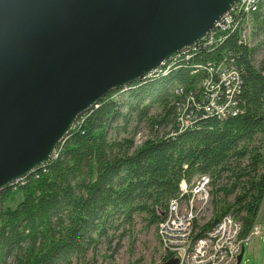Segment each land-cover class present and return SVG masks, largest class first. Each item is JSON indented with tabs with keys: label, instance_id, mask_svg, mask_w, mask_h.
<instances>
[{
	"label": "trees",
	"instance_id": "trees-1",
	"mask_svg": "<svg viewBox=\"0 0 264 264\" xmlns=\"http://www.w3.org/2000/svg\"><path fill=\"white\" fill-rule=\"evenodd\" d=\"M262 6L253 14L259 29ZM247 43L231 33L196 51L188 66L114 89L80 114L54 158L0 192V264H89L86 257L100 242L109 243L117 231L120 240L138 217L157 228L180 181L196 174L211 179L213 214L201 229L231 213L241 223L240 236L247 237L264 198V63L253 65L254 48ZM225 58L240 71V111L222 120L196 112L193 125L178 131L176 104L200 80L190 74L191 64ZM133 121L134 134L142 122L151 131L139 146L120 136ZM167 127L159 136V128ZM167 258L162 254L161 262Z\"/></svg>",
	"mask_w": 264,
	"mask_h": 264
},
{
	"label": "water",
	"instance_id": "water-1",
	"mask_svg": "<svg viewBox=\"0 0 264 264\" xmlns=\"http://www.w3.org/2000/svg\"><path fill=\"white\" fill-rule=\"evenodd\" d=\"M238 2L0 0V192L51 160L100 98L201 40Z\"/></svg>",
	"mask_w": 264,
	"mask_h": 264
},
{
	"label": "built area",
	"instance_id": "built-area-1",
	"mask_svg": "<svg viewBox=\"0 0 264 264\" xmlns=\"http://www.w3.org/2000/svg\"><path fill=\"white\" fill-rule=\"evenodd\" d=\"M261 3L264 5V0H240L223 14L206 36L169 56L139 84L168 76L180 69L182 63L188 66L196 51L221 44L231 33L238 32L240 40L247 42V25ZM191 67L190 74H198L200 80L194 87L196 91L187 93V100L176 104L175 123L178 131L193 125L196 112L222 120L240 111L235 98L240 92L242 79L234 59L193 63ZM129 88L131 86H125L122 90ZM179 91L175 89L176 94ZM191 93L193 96H190ZM134 144L140 145L141 141L134 140ZM55 156L56 149L52 158ZM210 202L211 179L207 174H196L190 181L183 178L178 194L169 200L156 234L163 253L169 258H177V264H236L243 243L249 240V236H240L241 223L231 213H225L211 227L202 230L201 227L207 222H202V217Z\"/></svg>",
	"mask_w": 264,
	"mask_h": 264
},
{
	"label": "rangeland",
	"instance_id": "rangeland-1",
	"mask_svg": "<svg viewBox=\"0 0 264 264\" xmlns=\"http://www.w3.org/2000/svg\"><path fill=\"white\" fill-rule=\"evenodd\" d=\"M261 12L264 13V5L262 6ZM247 28L249 34L247 37V42L251 47L254 48L252 63L255 67H259L262 63H264V29L256 28L253 18L252 21L247 25ZM126 92L120 93L122 98L126 96ZM157 112V107H154L151 110L152 115L156 114ZM134 126L135 123L133 121L130 123L128 128L131 132L129 131V133H122L120 136L131 137L133 138V141L139 140L141 143L151 136V131L144 122L138 125L135 134L132 132V128H134ZM168 130L169 127L165 129L159 128V136ZM258 138L259 137H257L255 144L259 143ZM260 143L261 153L264 160V135L262 136ZM262 169L264 170V164ZM228 200L231 201L232 197H229ZM260 210V215L257 220L259 227L264 228V198L261 202ZM212 214L213 205L210 202L206 212L203 214L204 216L202 217V222H206L211 219ZM141 219V217H138L134 227L120 240H118L119 231H117L112 233V239L109 243H107L106 240L100 242L96 249H94V251L86 257V260H89V264H160L161 255L164 253L157 238L156 225L149 227L146 225V221ZM255 230L253 235L257 233ZM244 245L247 247L248 242H245ZM246 257L247 254L245 253L241 264H253V259L251 258L250 260L246 261Z\"/></svg>",
	"mask_w": 264,
	"mask_h": 264
},
{
	"label": "crops",
	"instance_id": "crops-1",
	"mask_svg": "<svg viewBox=\"0 0 264 264\" xmlns=\"http://www.w3.org/2000/svg\"><path fill=\"white\" fill-rule=\"evenodd\" d=\"M260 211L261 210L259 209L253 231L248 235L249 240L246 241L248 242V246L245 247L244 245L245 242L243 243L244 256H245V253L247 254L246 261L252 258L253 264H264V228L259 227L258 220H257L260 215ZM254 230L257 233L253 235ZM244 256H243V259H244Z\"/></svg>",
	"mask_w": 264,
	"mask_h": 264
}]
</instances>
